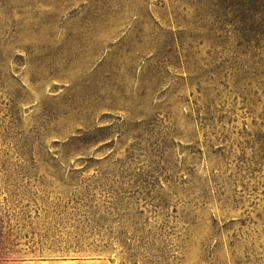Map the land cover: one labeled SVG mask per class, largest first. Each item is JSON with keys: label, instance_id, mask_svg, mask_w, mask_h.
Here are the masks:
<instances>
[{"label": "rangeland", "instance_id": "rangeland-1", "mask_svg": "<svg viewBox=\"0 0 264 264\" xmlns=\"http://www.w3.org/2000/svg\"><path fill=\"white\" fill-rule=\"evenodd\" d=\"M229 1L0 0V262L264 264V10Z\"/></svg>", "mask_w": 264, "mask_h": 264}, {"label": "trees", "instance_id": "trees-1", "mask_svg": "<svg viewBox=\"0 0 264 264\" xmlns=\"http://www.w3.org/2000/svg\"><path fill=\"white\" fill-rule=\"evenodd\" d=\"M229 7L231 11L235 12V8H239L241 15L244 18L260 17L264 10V1L243 0L241 3L229 1ZM5 221L0 216V259L6 258V255L14 254V247L16 246L15 240L11 238V235L5 233ZM7 252V253H5Z\"/></svg>", "mask_w": 264, "mask_h": 264}, {"label": "crops", "instance_id": "crops-1", "mask_svg": "<svg viewBox=\"0 0 264 264\" xmlns=\"http://www.w3.org/2000/svg\"><path fill=\"white\" fill-rule=\"evenodd\" d=\"M0 264H8V263H3V262H0Z\"/></svg>", "mask_w": 264, "mask_h": 264}]
</instances>
